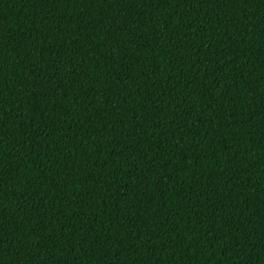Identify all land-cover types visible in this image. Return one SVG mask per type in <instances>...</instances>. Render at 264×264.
<instances>
[{
  "label": "trees",
  "instance_id": "obj_1",
  "mask_svg": "<svg viewBox=\"0 0 264 264\" xmlns=\"http://www.w3.org/2000/svg\"><path fill=\"white\" fill-rule=\"evenodd\" d=\"M0 264H264V0H0Z\"/></svg>",
  "mask_w": 264,
  "mask_h": 264
}]
</instances>
